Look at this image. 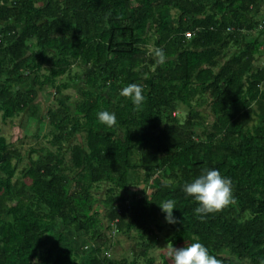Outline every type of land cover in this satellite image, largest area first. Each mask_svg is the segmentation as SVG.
Returning a JSON list of instances; mask_svg holds the SVG:
<instances>
[{
    "label": "trees",
    "instance_id": "trees-1",
    "mask_svg": "<svg viewBox=\"0 0 264 264\" xmlns=\"http://www.w3.org/2000/svg\"><path fill=\"white\" fill-rule=\"evenodd\" d=\"M130 83L139 108L120 95ZM258 84L264 0H0V121L22 115L37 140L25 155L0 125V264H156L162 240L264 264ZM204 168L231 178L235 202L201 220L183 185Z\"/></svg>",
    "mask_w": 264,
    "mask_h": 264
},
{
    "label": "clouds",
    "instance_id": "clouds-1",
    "mask_svg": "<svg viewBox=\"0 0 264 264\" xmlns=\"http://www.w3.org/2000/svg\"><path fill=\"white\" fill-rule=\"evenodd\" d=\"M158 64H164L167 60L166 53L161 48L152 51ZM264 91V85H257ZM120 95L129 98L132 103L139 108L145 100L143 95V87L136 83H130L124 86ZM99 123L111 128L117 123L115 113L108 110H101L97 113ZM142 188L144 186L135 185ZM183 191L187 196L193 197L198 203V207L194 209L195 214L203 220L208 214L223 211L230 204L234 203V194L232 180L230 177L224 176L218 169L204 168L201 174L191 182H185ZM159 206L166 214L165 218L169 223H175L173 216L175 201L168 199L159 203ZM167 256L171 264H228V258L225 254H210L209 249L199 240L185 244L183 247H175L169 245L167 248Z\"/></svg>",
    "mask_w": 264,
    "mask_h": 264
},
{
    "label": "rangeland",
    "instance_id": "rangeland-1",
    "mask_svg": "<svg viewBox=\"0 0 264 264\" xmlns=\"http://www.w3.org/2000/svg\"><path fill=\"white\" fill-rule=\"evenodd\" d=\"M260 57H257V59ZM27 86L29 87L30 84ZM75 85L71 84L70 88L65 89L64 92L65 93H69L71 94V99H75L76 98V92H75ZM46 109V106H44V109ZM184 114L181 113L180 116H183ZM22 115L19 117H15L14 119L10 120L7 119L5 122L0 121V125H1V133L5 135L6 139L11 142L14 146H17L20 148V150L22 151L23 154L26 155V150L28 148V146L34 144L37 140L36 138H34L33 136H25L24 135V130L20 125V120L22 119ZM42 142H44V140L41 139ZM33 157H35V155H33ZM26 161V159L24 160ZM150 190V189H148ZM167 245L163 242V240L158 244V246H156L155 248H153L150 251V256H152L155 260V263L158 264L160 263L161 259H162V254L161 253H165L167 250ZM138 247H136V245L131 242V244H129L128 241H122V245L117 247V254H128L130 255V253H132L133 255L137 252Z\"/></svg>",
    "mask_w": 264,
    "mask_h": 264
},
{
    "label": "built area",
    "instance_id": "built-area-1",
    "mask_svg": "<svg viewBox=\"0 0 264 264\" xmlns=\"http://www.w3.org/2000/svg\"><path fill=\"white\" fill-rule=\"evenodd\" d=\"M187 35H189V33H187Z\"/></svg>",
    "mask_w": 264,
    "mask_h": 264
}]
</instances>
